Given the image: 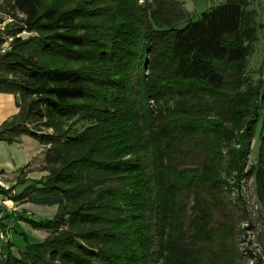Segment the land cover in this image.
<instances>
[{
  "label": "trees",
  "instance_id": "16d2710c",
  "mask_svg": "<svg viewBox=\"0 0 264 264\" xmlns=\"http://www.w3.org/2000/svg\"><path fill=\"white\" fill-rule=\"evenodd\" d=\"M255 1L194 21L177 0H0V94L17 109L0 141H37L46 173L20 172L12 198L57 207L22 219L50 235L19 256L6 242L0 264H236L222 188L264 106L246 75ZM255 182L264 200V133Z\"/></svg>",
  "mask_w": 264,
  "mask_h": 264
},
{
  "label": "rangeland",
  "instance_id": "374dc122",
  "mask_svg": "<svg viewBox=\"0 0 264 264\" xmlns=\"http://www.w3.org/2000/svg\"><path fill=\"white\" fill-rule=\"evenodd\" d=\"M177 1L182 3L190 12L192 19L197 21L204 12L225 0ZM249 10L255 14L257 41L252 45L246 75L252 85L259 81L264 85V0H256ZM3 27L4 25H0V29ZM22 36L27 38L31 34L24 32ZM10 41L7 40L5 47ZM15 102L14 95L0 94V126L16 114ZM263 133L264 106L260 109L254 137L248 142L244 176L239 178L236 173L232 174L222 188L227 201L226 213L236 227L234 243L238 257L236 264H264V200L260 199L255 182ZM43 163L44 148L30 137L23 136L12 144L0 142V172L7 175V181L13 189L8 195L0 192V232L8 235L12 244L11 251L16 256H19L27 244L43 242L50 235L45 230H34L22 219L41 222L51 220L57 214L56 206L24 205L27 202H15L12 198L20 194L27 185L18 184L17 176L20 172L29 168L23 171L27 179L40 180L46 176L41 170ZM217 216L220 217V214ZM0 243L1 248L2 245H6L2 241Z\"/></svg>",
  "mask_w": 264,
  "mask_h": 264
},
{
  "label": "built area",
  "instance_id": "2783aa9c",
  "mask_svg": "<svg viewBox=\"0 0 264 264\" xmlns=\"http://www.w3.org/2000/svg\"><path fill=\"white\" fill-rule=\"evenodd\" d=\"M11 192L12 187L7 181V175L5 173L0 172V192ZM0 241L2 242H8L9 237L8 235H4V233L0 232Z\"/></svg>",
  "mask_w": 264,
  "mask_h": 264
},
{
  "label": "crops",
  "instance_id": "0c3cea01",
  "mask_svg": "<svg viewBox=\"0 0 264 264\" xmlns=\"http://www.w3.org/2000/svg\"><path fill=\"white\" fill-rule=\"evenodd\" d=\"M1 142V144H3V143H6V142H4V141H0ZM44 164V163H43ZM27 169H29V168H27ZM26 169V170H27ZM26 170H23V171H26ZM18 174V173H17ZM17 174H14V175H17ZM27 186V185H26ZM9 202V201H8ZM12 203V202H11ZM13 204V203H12ZM29 204H31V203H24V205H29ZM31 205H34V204H31ZM13 229H15L14 227H13Z\"/></svg>",
  "mask_w": 264,
  "mask_h": 264
}]
</instances>
